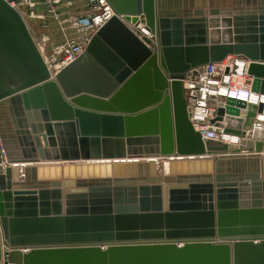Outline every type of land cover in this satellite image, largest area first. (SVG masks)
I'll use <instances>...</instances> for the list:
<instances>
[{
  "label": "water",
  "instance_id": "water-1",
  "mask_svg": "<svg viewBox=\"0 0 264 264\" xmlns=\"http://www.w3.org/2000/svg\"><path fill=\"white\" fill-rule=\"evenodd\" d=\"M107 1L52 77L0 0V264H264L263 103L227 98L209 127L242 139H204L183 85L238 55L264 93V0Z\"/></svg>",
  "mask_w": 264,
  "mask_h": 264
},
{
  "label": "built area",
  "instance_id": "built-area-1",
  "mask_svg": "<svg viewBox=\"0 0 264 264\" xmlns=\"http://www.w3.org/2000/svg\"><path fill=\"white\" fill-rule=\"evenodd\" d=\"M29 0H18L12 4L20 8V4ZM50 11L57 16L53 0H47ZM89 13L72 22L71 28L80 32L76 38H68L57 44H53L50 54H44L52 77H55L64 67L76 60L85 50L91 37L108 21L115 11L107 0H87ZM132 27L138 30L140 35L149 38L154 34L139 24ZM251 61L243 56L229 55L221 62L206 64L196 68V73L191 71L183 79L185 96L190 108V117L194 126L199 130L204 139L220 140L227 143H239L242 136L226 133L222 128L209 127V121L215 117L217 108L227 98L245 100L255 104L263 103V110L257 114L251 129L246 131V137L252 139H264L257 136L256 131L264 132V93L253 89L254 77L249 73ZM264 136V134H263ZM25 253L27 248L4 247L3 259L7 260L11 251ZM9 264H16L9 262Z\"/></svg>",
  "mask_w": 264,
  "mask_h": 264
},
{
  "label": "rangeland",
  "instance_id": "rangeland-1",
  "mask_svg": "<svg viewBox=\"0 0 264 264\" xmlns=\"http://www.w3.org/2000/svg\"><path fill=\"white\" fill-rule=\"evenodd\" d=\"M19 7L33 32L34 26H40L41 28L49 26V32L43 29H41L40 32L38 30V33L34 32V35L36 36L43 53L46 55L50 54L52 48L51 46L53 44H57L68 38L78 37L80 35V32L71 28V24L82 15L85 16L86 14H88L90 11L89 6L87 5V0H54V7L56 9L58 17H56V15L50 11L47 0H29L28 2L20 4ZM49 17H52L53 21L59 22V25H57V27L59 26L61 28L62 25V32H60L63 36L61 37V41L50 42L49 40H42L43 35L47 38H50L49 35L52 36L53 30H51V27L49 25ZM35 20L36 25L35 23H33V21Z\"/></svg>",
  "mask_w": 264,
  "mask_h": 264
},
{
  "label": "crops",
  "instance_id": "crops-1",
  "mask_svg": "<svg viewBox=\"0 0 264 264\" xmlns=\"http://www.w3.org/2000/svg\"><path fill=\"white\" fill-rule=\"evenodd\" d=\"M54 1V0H53ZM48 21H49V25H50V27H51V30H53V32H52V36L51 35H49L50 36V38H47L46 36H44L43 35V37H42V33H41V37H42V40H46V41H50V42H52V41H54V42H56V41H61V37L63 36L62 34H61V32H62V30H61V28H62V25H61V28L58 26L57 27V25H59V22H56V21H53L52 20V17H49V19H48ZM33 23H35V25H36V20L35 21H33ZM48 25V24H47ZM33 29H34V32L35 33H38V30H39V32L41 31V29H43V30H47V32H49V26L48 27H43V28H41L40 26H38V27H33ZM56 31V32H55ZM61 31V32H60ZM44 32V31H43ZM54 32H55V35H54ZM66 36V35H65ZM64 36V37H65ZM45 38H47V39H45ZM63 39V38H62Z\"/></svg>",
  "mask_w": 264,
  "mask_h": 264
},
{
  "label": "bare ground",
  "instance_id": "bare-ground-1",
  "mask_svg": "<svg viewBox=\"0 0 264 264\" xmlns=\"http://www.w3.org/2000/svg\"><path fill=\"white\" fill-rule=\"evenodd\" d=\"M256 133H257V134H256L257 136L264 137V136H263L264 132H263L262 130L256 131Z\"/></svg>",
  "mask_w": 264,
  "mask_h": 264
}]
</instances>
